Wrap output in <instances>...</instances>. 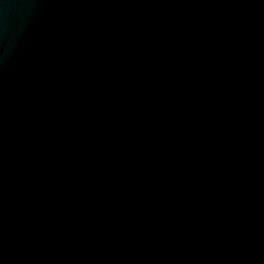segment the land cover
I'll list each match as a JSON object with an SVG mask.
<instances>
[{"label": "water", "instance_id": "95a60500", "mask_svg": "<svg viewBox=\"0 0 264 264\" xmlns=\"http://www.w3.org/2000/svg\"><path fill=\"white\" fill-rule=\"evenodd\" d=\"M0 264H264V0H0Z\"/></svg>", "mask_w": 264, "mask_h": 264}]
</instances>
